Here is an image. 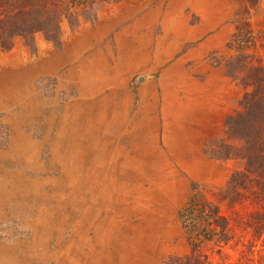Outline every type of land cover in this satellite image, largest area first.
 I'll return each instance as SVG.
<instances>
[{
	"label": "rangeland",
	"instance_id": "374dc122",
	"mask_svg": "<svg viewBox=\"0 0 264 264\" xmlns=\"http://www.w3.org/2000/svg\"><path fill=\"white\" fill-rule=\"evenodd\" d=\"M236 28L264 32V0H119L93 22L64 23L56 41L38 35L0 50V246L17 245L23 260L31 245L40 264H170L186 255L182 210L192 197L219 203L234 169L213 152L244 93L230 75H243L230 47ZM82 41L92 50L76 57ZM129 50L141 67L121 70ZM81 65L112 84L86 97L88 108H72L82 101L72 70ZM26 138L38 143L36 160ZM76 143L85 156L72 152ZM11 184L19 194L8 200ZM57 207L54 227L41 232L46 216L35 224L37 214Z\"/></svg>",
	"mask_w": 264,
	"mask_h": 264
},
{
	"label": "trees",
	"instance_id": "16d2710c",
	"mask_svg": "<svg viewBox=\"0 0 264 264\" xmlns=\"http://www.w3.org/2000/svg\"><path fill=\"white\" fill-rule=\"evenodd\" d=\"M118 1L0 0V50L9 51L18 40L33 43L38 35L56 41L64 23L93 22ZM230 47L243 73L230 75L244 93L225 119L226 138L217 141L213 155L232 161L234 169L219 203L192 197L182 210L189 251L170 264H264V32L254 36L236 28Z\"/></svg>",
	"mask_w": 264,
	"mask_h": 264
},
{
	"label": "crops",
	"instance_id": "0c3cea01",
	"mask_svg": "<svg viewBox=\"0 0 264 264\" xmlns=\"http://www.w3.org/2000/svg\"><path fill=\"white\" fill-rule=\"evenodd\" d=\"M87 41H82V42H80L78 45H74V50H75V52H74V55H76V57H78L79 56V53H80V51H83V53H85L84 52V50H88V52H90L91 50H92V47H90V46H92L91 44H89V42L88 43H86ZM128 53V57L130 58V61H129V63H120V66H121V70H122V68L126 71V69L129 71H131V70H135V69H137V68H139V67H141V66H139V61H141L140 60V57L139 56H133L131 53H130V50L127 52ZM72 57V56H71ZM75 57V58H76ZM65 58H66V60H65V62L66 63H68V61L70 60V52H67L66 53V56H65ZM125 65V66H124ZM43 66L44 65H42V66H38V68H37V70L36 71H42V69H43ZM90 68H92V66H88V67H85V69H83V65H81L80 67H76V68H73L72 70H74V72H75V74L78 76L77 78H78V80L80 81V89H79V91H78V95L82 98V101L81 102H78V101H80V99L79 100H77V101H75L74 102V104L72 105V106H70V107H72V108H88V105H86L87 104V102L85 103V98L86 97H92V96H96V94L101 90V89H103V86H105V85H108V84H112L111 83V81L107 78V77H104V79H103V77H99L98 75H97V73H94V75L92 76V75H90V76H88V73H89V71L91 72V69ZM114 71L115 72H118V67L116 66L115 68H114ZM69 73H70V70H69ZM79 73V74H78ZM82 73H83V75H82ZM91 74V73H90ZM73 76V75H72ZM21 98V96L18 94L17 95V97H16V99H17V101L19 100ZM98 103V102H97ZM96 103V104H97ZM8 104H9V101H8ZM95 103L94 104H90V105H96ZM24 108H27L26 106L24 107ZM100 108H106V106H103V107H100ZM112 108V107H111ZM5 109H9V108H5ZM68 111H66V114L64 115V116H66V118H70V113L68 114L67 113ZM102 112H106V109L105 110H101V113ZM68 114V115H67ZM113 114H114V112H113ZM113 114H112V112H111V121L113 122V121H118L119 120V122H120V126H115V130H117V128L118 129H122V124H121V122H122V120L121 119H117L116 117H114L113 116ZM65 122V121H64ZM18 125L17 126H20V128H25V127H27L28 126V124H26V123H23L22 125H20L19 123H17ZM25 137V136H24ZM59 138V139H58ZM58 140H62L63 139V141H65L64 139H70V131H68V133L66 132L65 134H64V137L62 138L61 137V134H60V136H58ZM85 138V137H84ZM26 140L27 141H24L25 143L24 144H26V142H30V139H28V138H26ZM58 143H59V141H57ZM57 142H54V143H57ZM35 144V143H33V141L32 142H30V144ZM53 143V144H54ZM38 144V143H37ZM37 144H35L34 146H32V148L34 147V149H33V152H32V150L29 148V147H24V150L23 151H21V153L24 155V156H27V155H29V154H31V152H32V154H34V160H36V158H37V156H38V151H39V147L37 146ZM64 145H63V150L65 151V153H66V155H67V158L69 157L70 158V150H69V144H66L65 142L63 143ZM55 145H57V144H55ZM40 146V145H39ZM74 147H75V150L73 149V153L74 152H76L77 154H79L80 156H85L86 155V153H85V150H84V148H83V145H81V144H75L74 145ZM25 151H26V153H25ZM102 154V153H101ZM111 156H113V154L111 155ZM113 158H114V156H113ZM112 158V159H113ZM34 164H36V163H34ZM38 166V165H37ZM27 185H28V183H26V185H25V183L23 184V186H25V187H27ZM17 186V185H16ZM6 194H7V192H6ZM7 199V198H6ZM2 219V218H1Z\"/></svg>",
	"mask_w": 264,
	"mask_h": 264
},
{
	"label": "bare ground",
	"instance_id": "6f19581e",
	"mask_svg": "<svg viewBox=\"0 0 264 264\" xmlns=\"http://www.w3.org/2000/svg\"><path fill=\"white\" fill-rule=\"evenodd\" d=\"M62 150H63V148H62ZM25 153H26V151H25ZM28 183H29V181H28ZM28 187L29 186L27 185V189H28ZM28 193H30V195H28L30 197H32L34 194L31 191V189H29ZM16 194L17 195L19 194L18 191L16 190V184H11L10 188L7 192V199L9 200L11 198H15L17 196ZM54 199L52 198L51 195L47 194V200L44 203L53 202ZM2 211H3V208L0 207V219L3 216ZM59 214H62V209H59V207H57L55 210H51V211H49V210L46 211L43 209L40 211L39 214H37L38 219L36 218L37 221L35 222V224H38V223L40 224V220H43V219H41V217L46 216V217H44V222L41 223L40 225H38V227L40 228L41 232H44L43 230L45 227H47V229H52L54 227L53 223L55 224L54 220L57 222V220L59 218ZM55 215H57V216L55 217ZM44 225H46V226H44ZM34 234L37 235V226L34 229ZM32 243H37L36 238L34 239V241ZM18 245H19V243H18ZM17 248H18L17 245L14 247L0 246V264H40V262H41L40 259L42 258L41 257L42 254L40 255L36 252L35 253L31 252L32 251L31 249L33 248L31 245H30L29 249L28 248L26 249V251H24V249L22 250L23 255H24L23 260L18 259L17 256H19V252H18V250H16ZM21 248H23V247H21Z\"/></svg>",
	"mask_w": 264,
	"mask_h": 264
}]
</instances>
